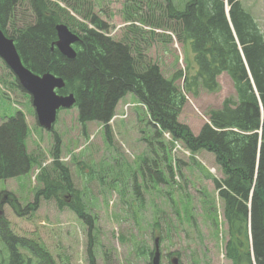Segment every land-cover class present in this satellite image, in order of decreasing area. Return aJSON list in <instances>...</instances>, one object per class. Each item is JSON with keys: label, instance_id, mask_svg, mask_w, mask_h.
<instances>
[{"label": "rangeland", "instance_id": "1", "mask_svg": "<svg viewBox=\"0 0 264 264\" xmlns=\"http://www.w3.org/2000/svg\"><path fill=\"white\" fill-rule=\"evenodd\" d=\"M186 1L172 0V3L183 9ZM74 2L81 12L89 10L106 22L107 35L127 41L131 54L140 58V65L151 60L170 78L185 69V56L194 63L192 52L188 54L187 47L170 30L175 21L167 17L164 0ZM240 2L254 17L264 37V0ZM126 16L133 22L126 21ZM141 19L158 26L153 28L154 33ZM33 21L27 1L20 0L5 29L9 35ZM218 82L219 89L215 92L200 89L197 96L185 95L178 120L187 124L194 135L207 121L210 110L221 108L227 98L236 99L226 73L218 76ZM176 83L181 86L182 79ZM18 84L0 59V123L17 111L24 113L29 128L27 151L36 155L38 164L26 174L0 180V196L12 193L21 208L33 202L36 190L44 187L37 179L41 168L51 171V151L57 136L59 161L69 168L73 190L92 218V228L68 206L60 207L54 197H41L37 209L25 215H18L9 204H3L1 213L15 235L36 242L56 264H150L155 240L159 242L160 264H173L174 259L178 264H232L226 256L229 232L224 203L213 182L214 178H223V173L212 152L189 151L191 156L180 152L174 162L169 141L162 135L154 136L155 129L146 110L131 93L119 101L109 122L110 142L101 123L89 122L84 128L80 125L77 107L58 110L53 130H44L37 123L30 95ZM157 139L165 143L168 161ZM156 158L162 171L167 170V163L171 164L173 179L160 183L152 180L150 173L158 168L152 163ZM50 173L55 177L54 172ZM134 183L140 186L138 199ZM72 194L62 192L60 198L70 205L74 201ZM20 251L22 264H38L29 251ZM250 251L252 254L251 246ZM8 259L7 247L0 240V264H8ZM251 259L254 261L252 255Z\"/></svg>", "mask_w": 264, "mask_h": 264}, {"label": "trees", "instance_id": "2", "mask_svg": "<svg viewBox=\"0 0 264 264\" xmlns=\"http://www.w3.org/2000/svg\"><path fill=\"white\" fill-rule=\"evenodd\" d=\"M19 1L0 0V28L14 40L29 69L63 78L64 86L56 92L74 94L80 125L84 128L88 122L102 123L105 138L110 142L109 122L115 107L120 99L131 93L146 107L156 138L161 137L163 131H169L192 153L199 150L212 152L223 173V178H214L213 182L224 203V216L231 226L226 256L232 264H264V37L240 0H187L183 9H177L172 0H164L167 17L175 21V27L170 30L177 41L187 47L185 51L192 52L194 60L191 63L190 57L185 56V69L176 71L170 78L165 77L151 60L140 65V58L131 54V45L127 41L107 35L108 24L89 10L81 12L72 0H26L33 23L8 35L5 25L12 19ZM59 2L65 5L61 6ZM125 20L133 22L128 16ZM141 20L154 33L153 28L157 25L148 19ZM58 23L66 24L80 37L74 44L76 56L72 59L63 56L54 45ZM222 73L231 79L236 99L227 98L221 108L210 110L208 122L194 135L187 124L178 120L186 102L185 95L197 96L200 89L217 91L218 76ZM178 79H182L181 86L176 83ZM28 131L21 111L0 123V180L26 174L38 164L36 155L27 151ZM157 140L168 161L165 143ZM51 156L50 172H54L55 177L46 168H41L37 179L44 187L36 190L33 202L21 208L12 193L4 192L0 196V211L7 203L15 213L25 215L37 209L41 197H54L60 207L68 206L89 229L92 228V218L73 190L69 168L59 161L60 139L57 136ZM146 162L144 159L143 163ZM152 163L158 167L150 173L153 181L168 182L174 178L170 163H167L166 171L159 169L157 158ZM140 171H143L142 167ZM134 184L138 199L140 186ZM59 191L72 192V204L61 200ZM250 198L251 236L248 238L247 229L243 235L240 232L247 215L246 203L243 205L242 202ZM0 240L7 247L10 264H22L21 249L29 251L38 264H56L36 242L15 235L1 212Z\"/></svg>", "mask_w": 264, "mask_h": 264}, {"label": "water", "instance_id": "3", "mask_svg": "<svg viewBox=\"0 0 264 264\" xmlns=\"http://www.w3.org/2000/svg\"><path fill=\"white\" fill-rule=\"evenodd\" d=\"M55 31L57 36L55 47L66 58H74L76 50L73 45L80 40L78 34L72 32L64 23L56 24ZM0 58L13 73L21 88L30 95L38 125L45 130H51L58 110L71 108L76 101L73 93L56 92V89L63 88V78L50 72L38 74L29 69L22 61L14 40L7 37L1 28ZM159 262L160 253L156 242L152 264H159ZM173 264H177L175 259Z\"/></svg>", "mask_w": 264, "mask_h": 264}, {"label": "flooded vegetation", "instance_id": "4", "mask_svg": "<svg viewBox=\"0 0 264 264\" xmlns=\"http://www.w3.org/2000/svg\"><path fill=\"white\" fill-rule=\"evenodd\" d=\"M258 199L260 200V201H262V199H261V197L260 196H258ZM251 198L250 199H248V201H247V203L246 202H242V204L244 205V203H246V206H247V215H246V220H245V222H243V224L241 225V232H240V234H245L246 233V229H247V225L248 226H251V222H250V220H251ZM247 221H248V223H247ZM226 222H227V228H228V232H229V239H230V222H229V220L228 219H226Z\"/></svg>", "mask_w": 264, "mask_h": 264}, {"label": "built area", "instance_id": "5", "mask_svg": "<svg viewBox=\"0 0 264 264\" xmlns=\"http://www.w3.org/2000/svg\"><path fill=\"white\" fill-rule=\"evenodd\" d=\"M166 136L169 137L168 134H166ZM173 150L174 151L181 150L180 144L177 141H174V148H173Z\"/></svg>", "mask_w": 264, "mask_h": 264}, {"label": "bare ground", "instance_id": "6", "mask_svg": "<svg viewBox=\"0 0 264 264\" xmlns=\"http://www.w3.org/2000/svg\"><path fill=\"white\" fill-rule=\"evenodd\" d=\"M247 203V202H246Z\"/></svg>", "mask_w": 264, "mask_h": 264}]
</instances>
